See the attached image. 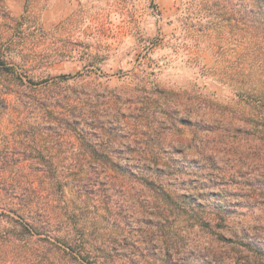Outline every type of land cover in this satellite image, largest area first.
Instances as JSON below:
<instances>
[{
  "label": "rangeland",
  "instance_id": "374dc122",
  "mask_svg": "<svg viewBox=\"0 0 264 264\" xmlns=\"http://www.w3.org/2000/svg\"><path fill=\"white\" fill-rule=\"evenodd\" d=\"M26 1L5 0L6 9L20 18ZM38 24L44 32L28 34L32 51L25 52L36 61L25 65L13 50L2 57L8 64L0 67V156L21 162L27 158L24 144L38 134L34 145L48 151L66 182L64 201L88 218L70 228H48L41 238L54 244L36 242L34 258L24 264H95L107 258L117 264H206V249L226 258L220 252H229L232 243L225 247L219 235L192 229L203 199L218 209V195L224 196V186L214 185L217 176L204 170L201 148L210 143V149L240 148L250 155L264 148L263 115L242 103L248 97L249 104L264 105V0H49ZM231 128L248 131L235 135ZM83 142L110 152L109 162L131 173L126 179L116 167L109 172L135 187L127 198L121 191L106 194L107 173L99 158L83 156ZM150 145L160 166L144 154ZM150 164L155 191L144 189L142 181ZM0 187L8 189L1 179ZM226 187L232 195L238 186ZM231 195L225 199L235 213L220 233L226 238L256 220ZM105 202L125 219H112ZM4 210L9 214L1 205L2 219ZM149 228L170 236L191 233L184 242L187 253L169 262L160 235H148ZM66 235L87 250L81 259L61 251L58 238ZM228 258L225 264L237 263Z\"/></svg>",
  "mask_w": 264,
  "mask_h": 264
},
{
  "label": "trees",
  "instance_id": "16d2710c",
  "mask_svg": "<svg viewBox=\"0 0 264 264\" xmlns=\"http://www.w3.org/2000/svg\"><path fill=\"white\" fill-rule=\"evenodd\" d=\"M48 1L49 0H27L25 14L20 18H14L7 11L5 0H0V67L8 64L2 57L10 50L16 51L20 58H24L25 65L36 61V57L28 56L27 53H25L28 50L32 51L28 34L31 32H44L42 26L38 24V18L39 13ZM257 25L258 28L262 26L261 23ZM35 44L37 43L35 42L34 45ZM7 68L14 69V66H8ZM233 86L237 87V84ZM1 91L3 90L0 89V94L3 93ZM242 103L250 106L253 111L263 115L262 117L264 118V105L261 100L249 104L248 97H244ZM147 104H149V102ZM93 111H95V109H93ZM44 114L48 116V114L51 113L47 111ZM263 118L262 120L264 122ZM96 120L97 119L94 118V121ZM233 120L232 118V123ZM240 121H242V119ZM247 129L248 128H231L228 131H234L235 135H238L242 132H247ZM72 131L73 129H68V132L72 133ZM82 133H84V131H81V135ZM37 135L38 134H35L33 138H29L24 144V154H26L27 158L21 162H14L13 157L3 158L0 156V179L8 187V189L0 187V206L2 205L9 209V214H5L6 210L2 212V214L7 215V218H0V264H11L14 261L23 264L27 263L26 260L29 259L30 261V259L35 256L34 252L36 250L34 245H37L36 242H49L54 244L50 240H47V238H41L43 235H46L45 233H47L48 228L51 229L60 223H64L66 228H70L72 225L79 222H86L88 218L85 213H78L69 202L64 201V196L66 195V182L57 176L58 164L55 160L48 158V151L38 144L34 145L33 141H37ZM48 137L52 139L54 135L48 134ZM80 139L84 141L86 135L83 134V137ZM209 144L210 143L204 144L201 148L202 163H205L204 170H207L211 175L217 176L218 182H215L214 185H218L219 187L224 186V190L221 191V194H224V196L218 195V198H220L216 205L218 209L214 207L210 208V206L213 205L209 202L208 198H202L204 202L202 205H199L198 208L204 211L201 213L197 210L201 218H198V220L195 221L196 223H193L192 229L202 227L203 231H208L212 236L219 235L217 240L220 245L226 247L232 243L233 247L231 250L227 248L229 252H220V254L226 256V258L223 259L215 252V249H206L203 252V255L206 256L204 260L207 261L206 264H225L224 261L227 257L231 258L233 256L232 259L237 258L236 264H264V148L259 149L261 153L257 152L254 155H250L246 151H241L240 148L236 152H231L226 148L210 149ZM79 147L83 156L92 154L95 158H99L98 163L102 164L104 171L107 173L105 178V187H107L106 194H108V192L110 193V191H121L124 198H127V195L134 190L135 187L129 186L127 180H122L116 176L114 177L112 174H109V172H111L113 167H116L119 174L121 173L124 175L126 179L131 173L127 169H120L118 163L116 164L114 162L115 164L112 165L107 158L110 152L106 153L103 152L104 149L100 150L96 148L90 150V146L86 144V142H83ZM105 147L109 148L107 145ZM100 151L102 153H100ZM144 154L153 156V158L149 157V160L152 159V164H155L154 166H160V159L156 157L154 147L150 145L145 148ZM83 167L77 170L79 173L77 184L79 185L83 182V179H80L82 178L80 175L83 173ZM144 169L143 176H145L142 180L145 184L144 189L155 191L152 189L155 187L154 184L156 182L153 171L151 170L152 165ZM41 178H43V180L48 179L49 182H44ZM230 184L238 186L235 194L231 195V192H229L230 190L227 187L225 188V186ZM143 191L144 190H141V193ZM158 195L159 194H154L156 198ZM227 195L237 197V201H239L237 202V207H249L251 214L256 215L255 225L253 227L244 228L242 232L238 230H236V232H231V238L220 236V233L227 230L229 227L227 224L230 214L235 213L231 212L229 209V204L231 202L225 199ZM198 197H201V195H198ZM195 203L199 204L201 202L196 201ZM110 204V202H105V205L109 206V216L115 219V221L125 219L124 216L120 215L116 217L114 214L117 211H113ZM169 205L168 203V206ZM165 208L166 207L162 206L160 209ZM13 213L21 214L15 217L11 215ZM163 218V220L166 219L165 217ZM231 231H233V229H231ZM148 233V235H152L153 237L160 235V251L165 253V255L167 252L169 257L173 258V260L169 262L173 263L175 261L178 263L175 256L181 255V253H187L184 242L191 236V233L183 234L178 232L176 236H170V234L166 232L161 234H159V232L156 233L152 228H149ZM35 238L36 241H34ZM58 239H60L61 245L59 246L61 251L65 252L71 259H81L77 256L87 251L81 249L82 246H78L76 241L72 242L71 235H66L63 239ZM144 243L151 246L149 239ZM171 250H173L172 253L169 252ZM50 252H53V250ZM117 263V260L107 258L101 261L99 260L95 264ZM127 263L136 264L137 260L130 259Z\"/></svg>",
  "mask_w": 264,
  "mask_h": 264
}]
</instances>
